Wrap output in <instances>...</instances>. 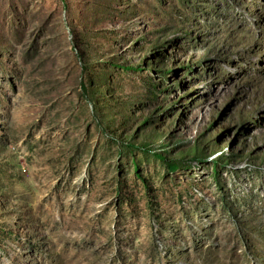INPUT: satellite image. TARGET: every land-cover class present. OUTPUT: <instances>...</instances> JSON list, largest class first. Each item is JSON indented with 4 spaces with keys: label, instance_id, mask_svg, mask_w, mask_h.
Masks as SVG:
<instances>
[{
    "label": "rangeland",
    "instance_id": "obj_1",
    "mask_svg": "<svg viewBox=\"0 0 264 264\" xmlns=\"http://www.w3.org/2000/svg\"><path fill=\"white\" fill-rule=\"evenodd\" d=\"M0 264H264V0H0Z\"/></svg>",
    "mask_w": 264,
    "mask_h": 264
}]
</instances>
